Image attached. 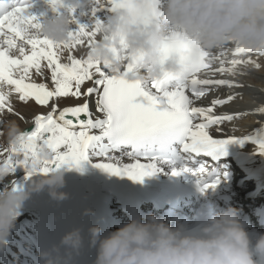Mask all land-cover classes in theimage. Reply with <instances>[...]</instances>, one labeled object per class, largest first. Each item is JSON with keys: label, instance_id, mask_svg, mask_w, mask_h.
<instances>
[{"label": "snow or ice", "instance_id": "6c2138e0", "mask_svg": "<svg viewBox=\"0 0 264 264\" xmlns=\"http://www.w3.org/2000/svg\"><path fill=\"white\" fill-rule=\"evenodd\" d=\"M47 3L52 13L69 10L66 0ZM163 3L164 0H83L79 15H86L87 23L80 22L78 9H71L77 26L70 30L68 41L54 42L40 31L45 13L31 12L27 0H0V113L6 110L19 115L10 100L13 93L21 102L34 100L48 108L32 118L31 130L20 132L17 142L9 141V146L0 151L3 177L14 176L17 168L24 169L25 179L34 174L47 175L62 166L82 169L83 162L94 155L100 158L95 167L133 180L154 174L161 170V163L167 162L174 175L194 172L203 190L214 187L218 176L207 161L192 169L189 162L194 157L213 162L227 154V144L245 141L253 142L264 153V124L255 135L216 138L211 134L213 126L244 115L215 112L218 105L233 101L236 93L215 98L208 106L196 104L212 88L243 87L234 79L216 77L245 75L242 69L264 67L259 60L264 57V48L236 45L233 58L227 60L229 45L220 46L219 54L214 55L186 35L171 32L160 42V62L173 57L185 70L179 75L164 72L158 79L130 78V73L143 70V54L130 52L123 37L118 47L111 48L114 58L122 61L118 67H114L112 59L94 57V46L106 18L123 10L131 22L148 26L161 15ZM77 46L86 50L76 55ZM85 84L90 86L85 88ZM69 97L83 102L61 108L59 100ZM255 111L264 112V106ZM42 150L50 155L42 158ZM116 152L121 156L114 155ZM122 156L133 162L122 163ZM10 185L20 187L15 178Z\"/></svg>", "mask_w": 264, "mask_h": 264}, {"label": "clouds", "instance_id": "9594fccd", "mask_svg": "<svg viewBox=\"0 0 264 264\" xmlns=\"http://www.w3.org/2000/svg\"><path fill=\"white\" fill-rule=\"evenodd\" d=\"M69 10L52 13L42 20L41 33L54 42L68 41L73 28L71 9L83 7V0H66ZM161 15L151 25L131 22L120 10L106 18L96 43L94 57L112 59L114 67L122 61L114 58L111 48L123 37L130 52L142 53V71L130 78H160L164 72L179 75L184 66L170 57L160 62V42L179 32L209 51L220 46L239 45L245 49L264 48V0H164ZM10 142H17L19 128L14 121L6 125ZM50 153L41 151V157ZM67 167H59L26 186H8L0 190V242L14 227L20 209L33 193L48 188L57 200L67 193L58 191L65 180ZM3 175L0 174V179ZM91 210L85 209L88 215ZM99 224L88 228L89 246L96 248L93 264H264V233L255 240L238 217L235 208H226L208 217L197 230L173 227L152 214L132 218L106 235ZM83 244L82 229L65 232L58 244L41 253L43 264H60L56 255L61 247L78 253Z\"/></svg>", "mask_w": 264, "mask_h": 264}, {"label": "bare ground", "instance_id": "6f19581e", "mask_svg": "<svg viewBox=\"0 0 264 264\" xmlns=\"http://www.w3.org/2000/svg\"><path fill=\"white\" fill-rule=\"evenodd\" d=\"M87 6V5H85ZM80 9L77 10V15L82 23H87L88 17L86 15L80 16ZM52 14L51 8L50 12L45 14L49 16ZM77 25L73 23L72 27H76ZM234 46L229 47V51L225 54L227 60H231L232 50ZM80 50H86L84 46H77V49L74 50V54L79 55ZM214 55L219 54L218 49L212 50ZM253 58H256L255 54H252ZM239 58V57H237ZM247 58V57H245ZM65 59V56H62V60ZM261 64H264V57H259ZM245 71V75H237L235 77L230 76L228 74L218 75L216 78L220 79H234L239 84H242L243 87H232L221 86L219 88L210 89L204 97L200 98L196 101L197 106H208L211 101L215 98H225L227 94L236 93V98L233 101H230L226 105H218L215 109L216 114L222 113H232V112H241L244 115L237 117L232 121H225L222 125L213 126L211 130V134L216 138H224L229 135L235 136H243L246 134H257V130L264 124V112L255 111V109L264 106V67L260 69H242ZM36 80H39V77H33ZM50 83V81H49ZM90 86L89 84H85L84 87ZM12 106L15 112L19 113V115H15L12 113H8L6 110L0 113V121H4V123H0V151L9 146V140L7 136L6 125L9 121H14L19 128V131H27L31 130L33 126V117L41 112H47L48 108L42 107L36 104L34 100L21 102L18 99V95L13 93L10 97ZM83 100L74 99V98H64L59 100V105L61 108L64 106H72L78 103H82ZM92 111L95 113V105L92 104ZM99 115V114H97ZM216 128H221V131H216ZM116 156H121L120 152L114 153ZM92 159L98 160L100 158L95 157L94 155H90ZM240 156L247 162L248 166H250L249 161L254 160L255 162L252 165H255L260 157V154L257 150L256 144L253 142L247 141L246 145L240 150ZM142 162H146L145 159H141ZM122 163H132V159L128 156L121 157ZM164 166V163L160 164ZM245 167V165H242ZM239 169H242L241 167ZM245 171V169H243ZM43 174H34L33 176L25 179V171L23 168H17L14 176H5L0 179V190H3L10 186V180L16 179L17 183L21 186L22 184L30 182L33 178H39ZM82 177V179H81ZM243 177V174H239L236 179L235 186L238 184V180ZM97 177L95 175L90 176L91 181H95ZM64 180L67 183H71L73 185L82 186L85 180V174L82 169L72 168L65 172ZM253 186H251L247 191H239V194L234 201L241 202L242 205L250 202L253 196L251 195V190ZM253 203L256 204L257 210L256 215L253 217L255 220L256 216H259L264 205V193H261L258 197L253 198ZM143 211L149 210L152 215L156 214L154 209L148 207H142ZM116 216H121L125 219V215L123 213H115ZM33 220V216L28 212H20L17 218V221L11 231L8 233L11 236L12 243L14 240H18L23 245V252H17L16 249L13 248L16 255L20 257L22 260H25L27 264H41V261L38 259L37 250L35 249V242L29 240L26 233H33V228L31 226ZM165 222L166 219H163ZM256 225V222H255ZM35 259H38V263L35 262ZM10 261L14 264H22L20 260L16 258H10ZM1 264V263H0Z\"/></svg>", "mask_w": 264, "mask_h": 264}]
</instances>
